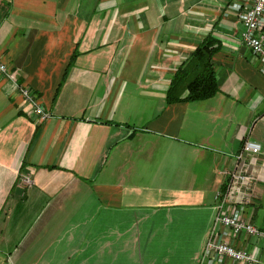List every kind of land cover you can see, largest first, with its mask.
Here are the masks:
<instances>
[{"label": "crops", "instance_id": "0c3cea01", "mask_svg": "<svg viewBox=\"0 0 264 264\" xmlns=\"http://www.w3.org/2000/svg\"><path fill=\"white\" fill-rule=\"evenodd\" d=\"M232 2L0 0V264H198L245 141L264 231V72ZM208 36L217 94L168 103ZM223 239L264 264V239Z\"/></svg>", "mask_w": 264, "mask_h": 264}, {"label": "built area", "instance_id": "2783aa9c", "mask_svg": "<svg viewBox=\"0 0 264 264\" xmlns=\"http://www.w3.org/2000/svg\"><path fill=\"white\" fill-rule=\"evenodd\" d=\"M230 8L239 13L242 24L241 40L243 45L256 58L264 72V42L260 34L264 31V0H233ZM0 73L9 77V70L0 63ZM22 97L34 107V114L40 119L47 115L36 103L30 90L19 87ZM261 148L258 144L245 141L234 158L232 169L228 172L227 182L216 194L218 204L213 227L203 247L198 264H255V259L245 249H237L223 238L240 239L243 235L264 239V231L245 220L241 210L247 205L246 194L255 181L254 162L252 157L258 155ZM20 184L30 186L28 175L20 178ZM236 206L241 209L237 210ZM222 228V230H221Z\"/></svg>", "mask_w": 264, "mask_h": 264}, {"label": "trees", "instance_id": "16d2710c", "mask_svg": "<svg viewBox=\"0 0 264 264\" xmlns=\"http://www.w3.org/2000/svg\"><path fill=\"white\" fill-rule=\"evenodd\" d=\"M219 49L218 41L210 36L197 45L174 73L167 91L168 103L179 101L183 92L186 93L184 102L208 100L217 94L212 58Z\"/></svg>", "mask_w": 264, "mask_h": 264}]
</instances>
